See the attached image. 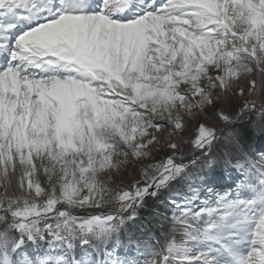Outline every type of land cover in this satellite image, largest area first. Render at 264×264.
<instances>
[{"label": "snow or ice", "instance_id": "6c2138e0", "mask_svg": "<svg viewBox=\"0 0 264 264\" xmlns=\"http://www.w3.org/2000/svg\"><path fill=\"white\" fill-rule=\"evenodd\" d=\"M264 0H0V264H264Z\"/></svg>", "mask_w": 264, "mask_h": 264}, {"label": "rangeland", "instance_id": "374dc122", "mask_svg": "<svg viewBox=\"0 0 264 264\" xmlns=\"http://www.w3.org/2000/svg\"><path fill=\"white\" fill-rule=\"evenodd\" d=\"M258 141V137H254L253 138V144L256 143ZM255 146V145H254ZM256 147V146H255Z\"/></svg>", "mask_w": 264, "mask_h": 264}]
</instances>
